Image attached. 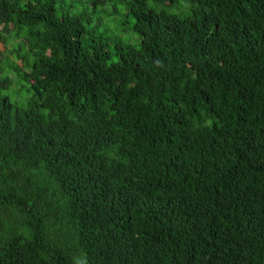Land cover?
<instances>
[{
    "label": "trees",
    "instance_id": "1",
    "mask_svg": "<svg viewBox=\"0 0 264 264\" xmlns=\"http://www.w3.org/2000/svg\"><path fill=\"white\" fill-rule=\"evenodd\" d=\"M79 2L0 0V264H264V0Z\"/></svg>",
    "mask_w": 264,
    "mask_h": 264
},
{
    "label": "rangeland",
    "instance_id": "2",
    "mask_svg": "<svg viewBox=\"0 0 264 264\" xmlns=\"http://www.w3.org/2000/svg\"><path fill=\"white\" fill-rule=\"evenodd\" d=\"M79 1L80 0H74V4L79 6L81 9L84 2ZM125 1L126 2L122 3L115 2L112 5L108 4L106 8L104 7L105 10L100 7L95 11L91 10L93 24L98 25V27L94 30L95 36H109L111 37V40H113V37H115L124 43H135L138 40L137 35L131 30L133 18L131 14H128V0ZM113 9H115L114 13ZM0 50L6 51L2 44H0ZM4 57V63H6L7 58L16 60L9 53H7Z\"/></svg>",
    "mask_w": 264,
    "mask_h": 264
}]
</instances>
